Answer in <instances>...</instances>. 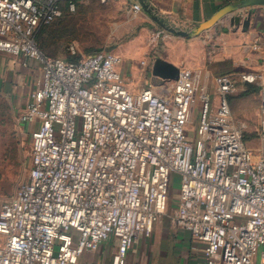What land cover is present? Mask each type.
<instances>
[{
	"label": "built area",
	"instance_id": "1",
	"mask_svg": "<svg viewBox=\"0 0 264 264\" xmlns=\"http://www.w3.org/2000/svg\"><path fill=\"white\" fill-rule=\"evenodd\" d=\"M81 1L0 0V52L35 60L42 75L17 117L32 133L31 169L0 206V264H83L111 240L123 264L153 235L175 184L174 223L202 255L198 264H264V88L257 152L233 118L228 95L236 87L227 75L217 79L214 106L186 69L133 91L113 51L78 61L47 56L37 33ZM68 51L77 54L74 45Z\"/></svg>",
	"mask_w": 264,
	"mask_h": 264
},
{
	"label": "rangeland",
	"instance_id": "2",
	"mask_svg": "<svg viewBox=\"0 0 264 264\" xmlns=\"http://www.w3.org/2000/svg\"><path fill=\"white\" fill-rule=\"evenodd\" d=\"M84 2L77 4L75 13L66 12L65 17L51 28V31L53 30L56 34L54 38L46 36L43 38L41 47L47 56L78 59L77 57L83 55L108 50L119 55L125 64L131 63L129 57L131 53L143 50L140 46L138 47L141 43L146 45V48L142 51L140 61L145 59L149 62L144 72L147 78H155L152 75L155 64L166 62L179 69L191 71L199 92L207 88L209 91L218 90L217 79L221 75L217 76L211 70L213 66L220 65L213 63V56L217 51L213 44L216 40L212 32L205 31L197 37L187 38L168 31H163L158 36L157 31L151 34L150 38L141 40V25L135 15L128 14L127 6H121L115 0L106 2L85 0ZM71 45H74L77 50L73 58L69 56L68 51ZM61 50L65 52L58 54L57 51ZM81 50L87 53L81 54ZM249 75L251 74L242 72L237 75H227L236 87V91L228 95V101L235 121L245 125L247 147L258 152L261 149L258 136L261 94L260 91L256 94L246 93L250 86L255 87V82L243 81ZM142 84L144 83L140 82V85ZM212 99L213 105L216 106L219 103V94L215 92ZM197 113L196 106L193 117L187 124V135L190 139H194L198 123ZM31 153L32 133L19 125L7 100L0 97V206L14 199L20 186L28 181ZM177 206L178 186L175 184L171 189L166 215L156 223L153 235L146 239L147 245L145 244L140 250L139 258L144 264H198L202 258L199 252L193 251L195 244L190 237L181 233L182 230L174 223ZM4 242L5 238L0 236V245ZM110 249L111 247L102 249L98 257H95L98 253H93L95 256L91 258L87 254L83 257L82 263L96 261L101 264H114L110 258Z\"/></svg>",
	"mask_w": 264,
	"mask_h": 264
},
{
	"label": "crops",
	"instance_id": "3",
	"mask_svg": "<svg viewBox=\"0 0 264 264\" xmlns=\"http://www.w3.org/2000/svg\"><path fill=\"white\" fill-rule=\"evenodd\" d=\"M115 1L121 6H127L128 14L135 15L141 25V40L150 38L151 34H155L157 31H166L143 8L139 13L133 11L134 5L141 6L139 0ZM243 1L245 0H145L153 9L152 13L158 16L168 27H178L191 31L195 30L201 23L212 18L224 7L228 5L239 6ZM83 3L85 2L81 1V4ZM233 16L241 17L239 25H231L230 20ZM246 20H249V25L244 27L243 22ZM57 30L56 33H58ZM208 32H212L213 38L216 40L213 42L217 51L214 53L213 63L214 65L220 64L219 66H213L212 72L217 76L237 75L240 72L250 73L255 76L254 85L261 91L264 88V6L257 5L241 8L228 19L224 18L219 21L213 28L207 30ZM55 35L53 30L49 34L50 38H54ZM139 46L143 50L146 48V45H142L141 43L138 44ZM81 49H83V46H81ZM143 50L131 53L129 56L131 63L126 62L123 64L122 61V64L119 66L123 77L130 78L131 83L129 87L133 91L142 89L151 82H158V79H149L144 75L149 62L145 59L140 61ZM84 51L81 50V54L87 53V51ZM60 52L65 51H57L58 54ZM84 56L87 55H83L81 58ZM142 62H145V65ZM41 78V69L35 60L0 52V97L7 100L16 118L25 109L29 93L40 87ZM140 82L144 84L140 85ZM147 82L148 84H146ZM203 90L208 91L211 95L217 92L213 89V91H209L208 88ZM181 233L189 236L184 231H181ZM147 242L148 240L141 239L129 251L127 257L123 260V264H144L143 260L141 261L139 258V253L145 244L147 245ZM110 247V258L116 264L119 262L116 240L103 244L100 250L96 252L98 253L96 256L95 254H88V256L89 258L93 255L98 257L102 249ZM96 263L101 264L99 262Z\"/></svg>",
	"mask_w": 264,
	"mask_h": 264
},
{
	"label": "water",
	"instance_id": "4",
	"mask_svg": "<svg viewBox=\"0 0 264 264\" xmlns=\"http://www.w3.org/2000/svg\"><path fill=\"white\" fill-rule=\"evenodd\" d=\"M140 4L145 12L151 15L152 19L162 28L170 33H174L183 37L192 38L197 37L205 31L213 28L219 21L224 18H229L232 14L237 13L241 8L263 5L264 0H245L239 6L228 5L218 11L212 18L201 23L195 30H183L178 27H168L158 16H155L152 12L153 9L145 2V0H139ZM231 25H239L241 23V17L233 16L230 20ZM244 27L249 25V20L243 22ZM180 69L166 62H160L154 65L152 75L155 78L173 81L179 76Z\"/></svg>",
	"mask_w": 264,
	"mask_h": 264
},
{
	"label": "trees",
	"instance_id": "5",
	"mask_svg": "<svg viewBox=\"0 0 264 264\" xmlns=\"http://www.w3.org/2000/svg\"><path fill=\"white\" fill-rule=\"evenodd\" d=\"M66 13V12H65ZM65 13H64V15H63V17L62 18H60L59 20H57L55 23H53L51 26H48V27H44V28H41L40 30H39V32L37 33V35H36V41H37V43H38V46H39V48L42 50V51H44L43 49H42V47H41V42H43V38L46 36L47 38H50V36H49V34H51V28H53V26L56 24V23H58V21H60V20H62L64 17H65ZM50 31V32H49ZM47 47V49H48V46H46ZM70 56V55H69ZM71 58H73V56H70ZM78 59H67V60H69V61H78L81 57H77ZM249 91V92H248ZM248 91H246V93L247 94H256L258 91H260L259 90V88L258 87H251L250 86V88H249V90ZM244 140H245V132H244ZM247 144V143H246Z\"/></svg>",
	"mask_w": 264,
	"mask_h": 264
}]
</instances>
